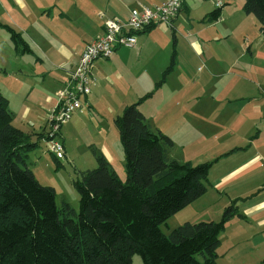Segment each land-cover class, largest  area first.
Listing matches in <instances>:
<instances>
[{
  "label": "crops",
  "instance_id": "1",
  "mask_svg": "<svg viewBox=\"0 0 264 264\" xmlns=\"http://www.w3.org/2000/svg\"><path fill=\"white\" fill-rule=\"evenodd\" d=\"M215 1L184 0L171 24H155L136 34L133 47H117L110 57L94 60L90 69V92L80 96L81 107L61 124L56 138L63 144L64 158L70 159L78 169H85L83 162H77L78 147L86 151L94 147L114 168L115 159L121 161L122 169V146L118 133L110 127L126 104L137 102L152 92L138 105L150 128L170 137L173 146L198 147L203 162H211L206 191L199 197L206 200L205 217L219 219L231 201L238 208L240 216L225 223L219 235V246L241 249L253 244L258 247L256 254L242 255L241 259L261 261L264 259V99L261 100L260 95L264 94V36L259 25L253 21L254 29H243L249 36L245 34L242 42L240 38L242 55L247 56L248 61L239 64L235 60L215 74L224 100L213 94L208 96L207 92L204 96L202 91L184 95L190 79H180L175 57V65L162 83L157 84L173 51L176 56L173 43L178 48V35L190 50H204L199 34L205 27L193 25L191 21L202 20L215 8ZM219 1L222 10L224 5L230 4V0ZM160 2L162 0H0V23L19 31L32 51L17 53L9 33L0 25V93L7 96L12 124L26 133L39 135V145H43L44 134L49 130L46 114L58 103V94L85 44L102 34L106 19L122 22L130 9L153 7ZM196 2L203 6L197 15L192 9ZM222 10L216 21L207 23L221 21ZM230 12L225 15L227 20ZM184 31L186 36L182 34ZM183 37H189V42ZM25 56L31 59L22 62L19 58ZM31 73L53 75L51 81L55 89L49 91L47 85L39 88L33 82L9 79ZM232 100L243 105L228 110L227 104ZM246 108H251V113ZM15 119L18 124H14ZM78 125L89 127V142L76 144L68 139L70 129ZM196 139L198 145L193 142ZM33 154L39 156L37 152Z\"/></svg>",
  "mask_w": 264,
  "mask_h": 264
},
{
  "label": "trees",
  "instance_id": "2",
  "mask_svg": "<svg viewBox=\"0 0 264 264\" xmlns=\"http://www.w3.org/2000/svg\"><path fill=\"white\" fill-rule=\"evenodd\" d=\"M242 8L255 16L264 36V0H243ZM221 10L222 5L213 8L202 20L216 21ZM0 25L17 53H32L19 31ZM174 57L173 51L157 84ZM151 94L126 104L113 120L125 178L91 147L97 166L76 170L75 211L65 202L58 206L54 188L40 184L27 166L28 153L41 143L40 136L12 124L8 99L0 93V264H131L135 254L143 264H218L219 235L229 219L240 216L234 201L218 220L185 221L167 233L160 229L205 193L211 162L192 164L169 157L173 140L153 131L138 108Z\"/></svg>",
  "mask_w": 264,
  "mask_h": 264
},
{
  "label": "rangeland",
  "instance_id": "3",
  "mask_svg": "<svg viewBox=\"0 0 264 264\" xmlns=\"http://www.w3.org/2000/svg\"><path fill=\"white\" fill-rule=\"evenodd\" d=\"M62 1V0H60ZM70 1V0H66ZM204 1V0H201ZM206 1V0H205ZM230 4L223 6L221 21L214 23H207L202 21L199 18H195V22L191 23L193 25H198V27H205L202 32L199 34L200 41L204 46L203 51H197L195 49L190 50L186 45L181 42L180 35H178V48L173 43L176 50L175 62L177 67L180 69L181 76L180 79L184 80L190 79V83L186 86L187 89L184 93L186 96H191L194 92H201L204 95L206 92L208 96L213 94L221 100H224V93H221V89L217 86V79L215 74L221 71V68H224L230 65L233 61H237L239 64H244L248 61V57L242 55V47L240 46L243 41V37L246 31L243 29H254V23L258 24L257 19L253 14H246L242 9L243 0H230ZM229 5V6H228ZM229 7V8H227ZM193 13L195 15L199 14L203 10L202 4L196 2L192 6ZM230 10V16L228 20L226 19L227 11ZM220 22V23H219ZM226 24V27L224 26ZM227 29V30H226ZM191 32V30L189 31ZM217 39H214L215 33ZM184 36L187 35L186 31L182 33ZM249 36V35H248ZM185 42H189V37H183ZM173 42V41H172ZM206 47V49H205ZM243 50L246 52V46H243ZM31 59V56L21 57V61L25 59ZM18 59V58H17ZM175 65V63H174ZM30 72L28 71V74ZM53 75H36L31 73V75H24L23 78L12 76L9 79L13 82L20 81L22 83H36L37 87L44 88L47 85V90L51 91L55 89L54 82L51 81ZM179 79V78H178ZM177 79V80H178ZM201 96V94H198ZM260 95V94H259ZM6 96V95H5ZM205 96V95H204ZM7 97V96H6ZM261 100L264 99V94L260 95ZM260 100V99H259ZM257 100V101H259ZM228 110L240 108L243 105V102H238L232 100L227 104ZM248 113H251V108H246ZM14 124H18L17 119H15ZM89 127L84 125H78L70 129L68 134V139H71L72 142L76 144L87 143ZM110 129L117 134V131L114 125H111ZM178 138V137H177ZM181 139L185 142V139ZM195 145H198V139L193 140ZM45 145H39L34 151H30L27 157V166L32 170L35 178L40 184L52 186L55 190V202L60 206L63 202L69 204L75 211L78 209V199L79 195L76 189L73 186V179L76 175V170L78 169L75 164L70 159L56 158L60 159V165L54 159V155L47 153ZM198 147H183L181 144L174 145L169 151V157L175 159L179 162L189 161L192 164H197L203 162V154L200 153ZM39 153V156L34 155L33 153ZM75 155L77 156L78 164H83L85 168H93L97 166V162L92 152L82 147H78ZM80 157L83 159L81 161ZM79 158V159H78ZM124 162V161H123ZM121 161L115 159V169L119 176L124 179V168L120 167ZM210 195L208 196V202L210 201ZM206 206V200L203 198H197L191 201L189 204L179 209L173 215H171L165 222V224L160 225V229L167 233L172 228L184 223L185 221L198 222V221H208V220H217L216 219H207L206 213L204 212ZM220 216V215H219ZM258 247H255L253 244H246L241 249L225 248L224 245L218 247L219 258L217 260L218 264H264V259L261 261L248 260L244 261L241 259L242 255L254 256ZM223 254V255H222ZM199 260H202L201 257H197ZM131 264H143L140 256L133 255Z\"/></svg>",
  "mask_w": 264,
  "mask_h": 264
},
{
  "label": "built area",
  "instance_id": "4",
  "mask_svg": "<svg viewBox=\"0 0 264 264\" xmlns=\"http://www.w3.org/2000/svg\"><path fill=\"white\" fill-rule=\"evenodd\" d=\"M184 0H162L153 7L132 8L125 21L108 18L103 23L104 31L100 36L87 42L82 49L74 69L58 94V103L49 109L46 121L49 130L43 138L46 152L55 158L64 157L62 142L56 138L62 123L68 121L81 107L80 96L90 92V69L94 60L110 57L117 47H133L136 34L160 23H170L182 8ZM219 0L215 7L221 6Z\"/></svg>",
  "mask_w": 264,
  "mask_h": 264
}]
</instances>
